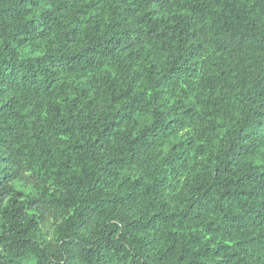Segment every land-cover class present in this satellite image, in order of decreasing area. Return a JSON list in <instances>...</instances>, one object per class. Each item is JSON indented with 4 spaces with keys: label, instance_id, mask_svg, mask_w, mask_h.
<instances>
[{
    "label": "clouds",
    "instance_id": "9594fccd",
    "mask_svg": "<svg viewBox=\"0 0 264 264\" xmlns=\"http://www.w3.org/2000/svg\"><path fill=\"white\" fill-rule=\"evenodd\" d=\"M0 264H264V0H0Z\"/></svg>",
    "mask_w": 264,
    "mask_h": 264
},
{
    "label": "trees",
    "instance_id": "16d2710c",
    "mask_svg": "<svg viewBox=\"0 0 264 264\" xmlns=\"http://www.w3.org/2000/svg\"><path fill=\"white\" fill-rule=\"evenodd\" d=\"M0 183H2V181H0Z\"/></svg>",
    "mask_w": 264,
    "mask_h": 264
}]
</instances>
